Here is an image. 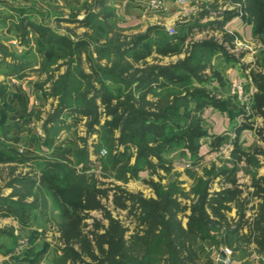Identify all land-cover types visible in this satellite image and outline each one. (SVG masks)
I'll return each mask as SVG.
<instances>
[{"label": "trees", "instance_id": "trees-1", "mask_svg": "<svg viewBox=\"0 0 264 264\" xmlns=\"http://www.w3.org/2000/svg\"><path fill=\"white\" fill-rule=\"evenodd\" d=\"M97 1L99 6L105 2ZM241 3L245 9L244 15L253 24L255 38L264 44V0H242ZM29 10L20 5L6 6L3 10L0 27L11 23L18 42L31 50L17 54L14 46L8 45L0 32V73L23 79L31 76L32 72L44 73L45 61L73 53H78L81 60V54L87 52L90 63V72H85L81 63H77L78 59H73L58 80L65 92L55 112L44 123L47 133L44 137L38 132L31 133L37 139L30 142L43 140L41 144L51 147L61 129L70 125L69 119L73 122L86 119L88 131L95 132V127L100 126L114 143L107 155L99 157L102 160L101 174L95 171L97 163L90 158L87 146L76 152L75 164L46 155H24L8 140L10 130L23 123L10 117L14 108L3 99L9 92V86L6 81L0 82V163L31 162L36 168L14 178L11 185L21 188L23 192L19 194V199L0 196V215L18 220L24 230L30 225L32 211L41 206L38 200L43 190H47L60 210V264H224L211 255H200L196 244L201 239H210L232 249L241 242H252L262 253L264 175L258 178L254 175V193L242 197L244 190L233 177L235 166L224 167L221 174L225 175L231 186L212 193L207 181H200L201 187L193 191L195 197L190 204L180 199L186 193L177 185L164 189L153 179L147 180L157 195L148 198L142 192H132L120 184L104 180L114 172L118 179L127 182L131 178H138L142 171L154 174L159 169L170 170L164 154L173 147L180 146L197 158L201 140L207 134L198 112L208 105L224 111L231 122L234 116H245V121L234 127L237 139L232 151L233 160H245L256 167L259 165L256 153H262L263 149L257 147L253 152L246 151L240 146L238 138L241 132L255 129L264 141V124L255 128L254 123L250 122L256 116L264 118V71H251V79L257 90L249 109L213 96L205 89L196 88L185 93L162 92L164 88L186 85L192 81L206 82L212 75L224 85L221 73L214 70L210 59H205L206 53L222 52L227 58L235 59L227 49V43L234 47V36L225 31L224 23L239 12L225 10L206 24L200 20L210 17L211 11L200 13L194 18L197 19L195 23H190L189 30L193 32L195 27L200 31L218 28L224 32L223 40L212 36L191 41L184 58L163 65L150 63L147 59L153 52L162 57L181 53L182 43L186 42L189 32L171 33L155 24L144 34L98 45L87 37L72 39L50 25L36 22ZM106 20L117 23L118 16L110 12H89L82 19H72L80 26L89 28L84 36L89 34L90 29H101ZM33 45L36 46L35 50ZM94 51L99 59L110 60V64H99L93 57ZM29 52L33 56H42L43 64L41 62L37 67V63L28 60L26 56ZM110 80L118 88L109 86ZM116 88L119 89L117 92ZM151 95L154 97L151 98ZM191 101L195 102L193 110L190 109ZM103 116L105 121L102 123ZM224 141L225 136L214 135L210 146L220 149ZM133 154H136V159L132 164ZM250 195L258 196L261 201L256 205L255 212L247 217ZM28 196H33V201L29 202ZM232 203H236L238 209L237 220L228 215ZM110 207L127 212L128 219L134 223L132 233L129 234L130 226L114 216ZM187 210H190V214L185 226L180 215ZM94 211L99 212L100 216L92 215ZM88 219L92 221L88 222ZM215 233L220 234V239L216 238ZM3 236L11 239V245L4 253L10 259L24 263L34 255V262L38 264L43 257L44 249L35 251L34 244L20 242L21 233L16 234L14 228L0 227V238ZM30 239L34 242V239ZM4 247V244H0V251Z\"/></svg>", "mask_w": 264, "mask_h": 264}, {"label": "rangeland", "instance_id": "rangeland-1", "mask_svg": "<svg viewBox=\"0 0 264 264\" xmlns=\"http://www.w3.org/2000/svg\"><path fill=\"white\" fill-rule=\"evenodd\" d=\"M163 1V0H162ZM183 8L188 9V15L179 18L173 23L157 24L163 26L166 30L172 32H179L187 35L186 42L182 43V52L173 56H158L156 52H153L148 57L150 63L169 64L177 61L180 58H184L187 53L188 44L191 41L201 40L205 38L216 37L220 41L223 40L224 32L218 28L206 30H198L197 27L193 28V32L189 30L190 23H195L194 18L203 11H211V13H222L225 10H237V15H244L245 9L242 6V0H213L212 2H203L198 4V8L193 10L191 7V1L181 2L178 0ZM3 7L20 5L30 8L32 18L39 23H45L50 25L59 33L69 35L72 39H79L80 37H87L92 39L91 41L102 45L106 41L112 40H127L135 35L144 34L147 32L151 25L136 24L134 26H127L126 20L123 18L119 10L113 4V0H105L102 6H99L97 0H2ZM164 3V1H163ZM97 4V5H95ZM165 7V4H164ZM89 12H110L118 16V21L113 22L106 20L101 29H90L89 34H85L88 31V27L80 26L78 23L73 22L74 17L78 19L84 18ZM116 13V14H115ZM214 18H202L201 23L206 24L208 21ZM222 19V18H220ZM248 21V19H245ZM225 24V23H224ZM155 25V24H154ZM225 29V27H224ZM225 31H227L225 29ZM191 32V33H190ZM234 47H231L227 43L228 52L235 56V59L227 58L222 52L206 53L205 59H210L213 64L214 70L221 73L224 78V85H221L217 77L212 75L206 82L192 81L186 85H177L170 88L162 89L163 93L175 92L185 93L192 89H205L210 92L211 95L217 96L225 101H231V103L238 105V107H245L249 109L252 102V96L256 92L255 87L251 79V71H264V44L259 39L254 44L251 41L244 40V36L239 34H233ZM35 43V41H34ZM14 46V45H13ZM33 50L36 46H32ZM17 54H23L27 49H30L27 45H22L16 39V44L13 48ZM31 50V49H30ZM29 55L26 58L34 63H37V67L42 62V56ZM78 53L71 55H65L64 57H54L50 61H45L46 69L44 73L32 72L33 80L30 82L29 88L34 94L35 105L34 109H29V112L22 114L23 123L21 127L11 130L8 134V140L12 145L19 149L24 155L28 156H41L46 155L50 157H56L69 164H75V154L81 150L84 146H87L90 158L97 163L95 171L101 174L102 160L100 156L107 155V151L113 146V139L107 137L103 129L100 126H96L95 132L88 131L87 120L82 119L78 122H73L69 119L68 126H65L57 135V141L53 145L44 146L39 143L30 142L32 139H37L35 136H31L34 132H38L43 137L47 133L44 129V123L55 112L58 106L61 96L64 94L65 89L59 83V78L67 71L69 65H71L73 59H78ZM94 59L99 61V64H110V60L107 58L99 59V55L94 51ZM78 59V64L81 63V67L85 72H90V63L88 61L87 52H83ZM43 64V62H42ZM240 67V68H237ZM243 69L246 75L235 77L233 72L235 69ZM246 78H245V77ZM244 77V78H243ZM250 79L254 88H249ZM250 84V85H251ZM108 85L111 87H117L111 80L108 81ZM118 88V87H117ZM115 89V92L119 89ZM154 97L153 95L150 96ZM101 105V101L99 100ZM195 102L191 101L190 109L193 110ZM103 109V107H101ZM100 109V110H101ZM208 109V110H206ZM240 109V108H236ZM211 111L208 113L207 111ZM224 112L212 105H208L203 110H200L198 114L203 119V126L206 129V136L201 140L202 146L199 151V156L193 157L188 152L182 150V147H173L164 154L166 165L170 167V170L159 169L158 173H151L149 171H142L138 178H131L127 182L122 179H118L115 175L110 174L104 180L107 182H114L120 184L132 192H142L145 197H156L154 189L151 187L147 180L153 179L160 183L162 188L167 189L171 185H177L183 189L186 193L185 196H181L180 199L183 203L190 204L195 197L194 190L201 187V182L207 181L209 185V191L215 192L221 190L223 187L231 186L227 181L225 175L221 174V170L224 167L235 166L233 177H235L238 183L243 188L244 192L242 197H246L249 193H254V187L252 186V177L255 175L257 178L264 175V141L259 137L255 129L245 130L241 132L238 142L240 146L246 151H255L256 148H262V153H256L259 161V165L256 167L247 163L245 160H239L234 162L232 151L235 149L236 133L234 127L243 121L245 116H234L231 126L223 131L225 141L220 149H212L210 144L213 140V136L217 135L220 131L217 119L214 113ZM238 113V112H237ZM212 115V116H211ZM105 121V117H102V123ZM183 121V120H182ZM254 123L255 128H259L264 124V118L256 116L250 120ZM33 129V130H32ZM32 133V134H31ZM118 134V133H117ZM29 141V143H26ZM136 154L132 155L131 163L133 164L136 159ZM234 163V164H233ZM33 163H17V162H1L0 163V196H13V198L19 199V194H23L21 188H15L13 180L17 176L28 173L35 166ZM202 179V180H201ZM201 181V182H200ZM200 182V183H199ZM12 184V185H11ZM15 185V184H14ZM16 185H20L16 183ZM21 186V185H20ZM39 192V191H38ZM33 196H28L29 202L33 201ZM250 202L247 204V217H250L254 212L256 205L261 199L253 195L249 196ZM41 204L40 207L35 208L32 211V219L30 225L24 230L21 229V225L18 220L13 217H4L0 215V227L1 228H14L16 234L21 233V241L25 244H34L36 249L43 250L44 254L38 264H60V257L62 254L61 241L59 239L60 232L59 220L60 210L57 207L53 197L47 190H43L42 196L38 200ZM232 209L228 212L229 217L238 219V209L236 203L231 204ZM113 215L124 220L131 230L129 234L133 232L134 223L127 217V212L123 210H115L112 207ZM190 214V210H187L185 214H181L183 224L186 226L188 222L187 215ZM94 216H100L99 212H92ZM128 219V220H127ZM92 219H88L91 222ZM246 232V229L244 230ZM216 238L220 239V234L215 233ZM29 238L34 239V242ZM47 243V245H46ZM0 244H4L5 247L0 251V264H36L34 261V255L30 256L27 262L21 263L10 259L9 255L4 254L7 247L11 245V239L7 236L0 238ZM23 247V245H21ZM196 249L201 256L211 255L217 261H222L224 264H233L234 258L248 259L252 254H257L264 259V251L258 252L255 243L241 242L237 248L232 249L221 243H215L210 239H201L196 244ZM224 251L228 257L225 261L220 259V253ZM24 255V254H23ZM26 255V254H25ZM23 257V256H22Z\"/></svg>", "mask_w": 264, "mask_h": 264}, {"label": "crops", "instance_id": "crops-1", "mask_svg": "<svg viewBox=\"0 0 264 264\" xmlns=\"http://www.w3.org/2000/svg\"><path fill=\"white\" fill-rule=\"evenodd\" d=\"M114 5L117 10H119L123 18L127 21L126 25L134 26L136 24H145V25H154V24H166L173 23L179 18H182L188 15L187 10L183 8L182 4L178 0H163L165 7L161 11H157L152 9L149 6L150 0H113ZM213 0H192L191 5L192 9L195 10L198 8L199 3L203 2H212ZM3 2L0 0V17L3 15ZM218 13H211L210 17L206 18H214ZM247 19L246 15H235L230 19L225 21L224 27L225 29L233 34H239L240 36H244V40L251 41L253 44L258 42L257 38H255L253 34V24L251 21L245 20ZM0 32L4 38H6L8 45L16 44V36L14 33V26L11 23L3 25L0 27ZM240 68V67H237ZM235 77H242L246 75L244 70L235 69L233 72ZM245 77V76H244ZM243 77V78H244ZM247 77V76H246ZM245 77V78H246ZM33 76H28L23 79H20L16 76H8L6 77L4 74L0 73V82H7L9 86V92H7L3 99L13 106L14 111L10 113V117L12 120L21 121L23 118L22 114L25 112H29V109H34L35 98L34 94L29 88L30 82L32 83ZM249 83V88H254V85L251 84L250 79L247 81ZM251 84V85H250ZM208 110V109H206ZM211 113V111H207ZM216 116V121L219 125L220 131L217 135H222L223 131H226L229 126H231L230 118L225 112H217L214 113ZM212 116V115H211ZM19 125L17 127H21ZM12 128L13 129H16ZM10 130V132H11ZM9 132V133H10ZM223 136V135H222ZM11 143V141H10ZM12 144V143H11ZM13 146V145H12ZM56 158V157H55ZM233 264H264V259L261 258L257 254H252L248 259H240L234 258Z\"/></svg>", "mask_w": 264, "mask_h": 264}, {"label": "built area", "instance_id": "built-area-1", "mask_svg": "<svg viewBox=\"0 0 264 264\" xmlns=\"http://www.w3.org/2000/svg\"><path fill=\"white\" fill-rule=\"evenodd\" d=\"M181 2H186L187 0H180ZM149 6L157 11H161L164 8V3L162 0H150Z\"/></svg>", "mask_w": 264, "mask_h": 264}, {"label": "water", "instance_id": "water-1", "mask_svg": "<svg viewBox=\"0 0 264 264\" xmlns=\"http://www.w3.org/2000/svg\"><path fill=\"white\" fill-rule=\"evenodd\" d=\"M227 257H228V255H227L226 252L222 251V252L220 253V259H221V260L225 261V260L227 259Z\"/></svg>", "mask_w": 264, "mask_h": 264}]
</instances>
